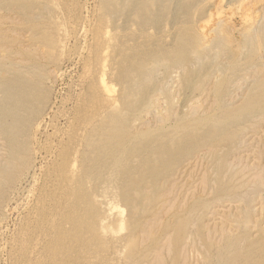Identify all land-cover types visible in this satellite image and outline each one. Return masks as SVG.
<instances>
[{
    "label": "rangeland",
    "instance_id": "obj_1",
    "mask_svg": "<svg viewBox=\"0 0 264 264\" xmlns=\"http://www.w3.org/2000/svg\"><path fill=\"white\" fill-rule=\"evenodd\" d=\"M26 1L27 7L22 5ZM231 1H223L220 17L211 18L212 24L210 22L206 27L214 28V23L218 22L226 26L231 41L223 45L225 50L213 45L215 35L208 37L214 39L213 43H207L205 58L194 65L200 73L188 82L182 67L158 68L151 80L155 89L150 94L149 104L134 111V117L129 121L130 133L139 137L151 130V133L166 131V134L172 130L167 135L175 137L174 140H180L188 132L199 134L204 131L206 134L201 132L199 144L194 143L177 158L176 165L168 167L162 175L165 178H159L155 189H145L140 197L143 201L134 213L136 224L133 229H130L134 224L129 221L130 208L118 195L117 176L109 174L108 181L102 182V186L100 181H89L92 202L101 213V222L96 230H88L84 236L88 240H99L92 250L80 246L78 255L84 253L100 264L104 261L105 264H152L153 260V264H214L219 252L230 251L229 242L238 241V246L244 248L248 240L264 235V102L252 110L245 108L250 98L264 93L263 84L259 85L264 82V0ZM103 2L0 0V66L14 65L24 70V66L34 68L33 64H40L43 87L48 93L45 107L29 130L27 165L0 198V264H45L42 261L51 255L48 246L54 229L51 231L49 227L48 234L34 221L38 217L40 198L53 191V180L58 173L56 167L62 161L60 154L71 145L70 137L76 133L80 139V135L90 128V125H81L84 117L80 119L81 112L92 116L100 101L94 102L88 91L89 85L97 83L101 86L99 94L104 100L101 113L121 110V86L112 78L114 71L109 69L106 59L102 64L93 60L96 52H101L99 57L110 53V48L105 50L107 41L108 47L121 35L119 29L111 30V22L120 23L119 16L106 20ZM111 34L115 40H108ZM251 34L253 38H259L260 49L258 45L252 49ZM102 39L106 43L99 46ZM232 52L238 53L236 61L230 58ZM124 113L133 114L128 110ZM190 122L196 123L190 126ZM197 123L202 127L199 128ZM204 125L209 131L203 129ZM217 129L222 130V134ZM223 137L227 141L222 142ZM78 141L72 149V157L76 160L85 150ZM151 145L156 147L155 143ZM9 160L10 151L0 128V167ZM137 196L135 193L134 198ZM73 244L80 245L78 240Z\"/></svg>",
    "mask_w": 264,
    "mask_h": 264
},
{
    "label": "bare ground",
    "instance_id": "obj_2",
    "mask_svg": "<svg viewBox=\"0 0 264 264\" xmlns=\"http://www.w3.org/2000/svg\"><path fill=\"white\" fill-rule=\"evenodd\" d=\"M223 1L224 0H217V2L213 0H104L102 6L104 17L106 20H111L114 15L119 16L120 23L117 24L111 22V30L117 31V29H119L118 33H121V35L117 42L114 44L109 43L108 47V41L106 43V40L104 39L103 41L102 39L99 46L105 45L106 43L105 50L108 51V48H110V53H107L105 57L104 55H102L103 57H99L101 52H96L94 53L95 56L93 57V60H98V62L102 64L104 59H106L109 69L112 72L114 71L112 73V78L121 86L119 97L122 103L121 110L115 113H101L102 108L104 107V100L99 94L101 86L97 83L89 85L88 91L92 95L94 102L97 103L98 100L100 101V103L97 104L96 113H93L92 116L89 117V114L84 115V111L81 112L82 116L80 119L84 116L81 125H90V128L85 134L80 135V139L76 137V133L75 135H72L70 137L71 145L64 151L60 150L61 153L63 151V153L60 154V156L62 155V161L61 164L56 167V172L58 173L53 180V191L51 190L52 192L44 193L45 196L40 198L39 201L37 209L38 217L34 221V224L38 227L40 226L41 229H43L44 232L47 231L48 234L49 232L47 229L49 227H51V231L54 229L52 238L51 240L49 239L51 241L50 246H48L51 255L47 257L48 259L46 258V260L40 261L45 264H100L95 262V260L92 261L91 257L84 253L77 254L80 246L92 250L95 247L97 239L99 240V238L88 240L84 236L88 230H96L101 222V213L94 204L95 202H92L93 194L90 193L89 181H100V186H102V182L106 183L108 181L109 174L113 173L117 176L116 178L119 181L120 189L118 195L130 208L131 216L129 221L134 223L130 229H133L136 224L134 213L135 210L139 208L138 205L143 201V198L140 200V197H142L145 189H155L156 185H158L159 178L164 177L162 175L166 172L168 167L175 164L179 156H182L189 147L198 142L199 134L204 131H201L199 134L188 132L180 137V140H174L175 137L170 138L168 136L169 132L172 133V130L167 131L168 135L165 133L166 131L164 133H151L152 130L151 132H149V130V133H145V135L139 137L138 134L130 133L129 121L134 117V111H138L141 108L143 109V106L149 104V97L152 96L150 94H152L155 89L151 84V80L155 77L158 68L182 67L183 70H185L186 82H188L191 78H196L199 75L200 71L197 68H194V65L201 63L203 58H205L206 48H208L207 43H211L214 40L209 39L211 36L213 37L215 35L216 42H212L213 45L219 49L221 48V50H225L224 46H226L227 42L231 41L230 35L226 30L227 28H224L226 26H223L222 23L218 22L214 23V28L209 27L210 29H206L211 22V18L218 17L219 12L221 11L220 9L223 8ZM231 2L233 3V1ZM22 5L27 7L29 5L28 1L24 3L22 2ZM212 10L215 11L209 13V11ZM210 24H212V22ZM39 27L37 28L39 29ZM151 29H153L154 32H151ZM101 31H103V29ZM252 31H254L253 28ZM251 36L252 39L253 35L251 34ZM256 36L258 37V35ZM113 37L114 35L111 34L108 40L114 39ZM167 37L170 39L167 40ZM248 39L247 42L249 41ZM257 39L253 38L250 41L252 49H256L257 45L259 48V40ZM241 51L239 52L241 53ZM229 55L232 61L237 60L235 57L236 55L233 52L229 53ZM33 67L34 68L24 66L23 68L26 69L22 70L17 69L14 65L8 67L6 64H2L0 66V128L1 134L6 139L10 151V160L3 167H0V198L6 187L10 186L16 179H18L22 170L27 165L28 152L30 150L29 142L27 140L29 137V130L31 129L33 120L41 114L47 101L48 93L43 87L44 76L39 72L40 64L35 63L33 64ZM238 68L239 67H237V69ZM262 84L264 86V82L259 85ZM217 90L218 88L216 91ZM186 91L187 89H185V92ZM218 92L220 93V91ZM262 95H264V93ZM262 95H254L253 99L249 97L251 100H248L249 104L245 107L246 110L255 109L258 104L263 103L264 98ZM125 110L132 111L133 114L127 115L124 113ZM196 122H190L192 124H189L190 126H193V123ZM206 122L208 123V121ZM206 122L205 125L207 126ZM198 123L197 125L202 124ZM197 125L195 124V126ZM202 125H199V128H201ZM205 125L203 128L204 130H206ZM185 127L186 126H184V128ZM181 128H183V126ZM211 128L212 126L210 129ZM226 128L228 130V127ZM73 129L75 128L73 127ZM208 129L209 128H207L206 131H209ZM191 130L194 129L191 127ZM217 130L220 131V129ZM223 130H225V128ZM137 131L138 130H136V133ZM210 132H208L209 136L212 135ZM227 133L229 134L231 132ZM213 134L215 135V133ZM215 136L213 138L217 137ZM224 137L222 142L223 140L227 141V138ZM201 138L202 137H200V139ZM76 139L77 141H81L85 147V150L83 149L82 152L79 153L77 160L73 158L74 156L72 157V149H75L74 146L77 142ZM206 140L208 141V137ZM201 141L203 142L202 139ZM151 143H155L156 147H152ZM77 163H79V165ZM226 190L227 188L225 191ZM135 193L139 195V197L137 196L138 198H134ZM151 193L153 192L151 191ZM68 224L71 225L70 228H67ZM125 230L128 229L126 228ZM30 234H32V232ZM127 237H129V235ZM238 237L239 236H237V238ZM243 237L241 236L240 238L243 239ZM75 240L79 241V246L73 244ZM231 241H233V239H231ZM248 241V244H246L244 248L238 246V241L229 242L228 248H231L230 251L219 252L217 262L214 264H264V235L259 239ZM132 244L135 243L133 242ZM43 248L45 247L43 246ZM57 251L62 252V254H59ZM202 253L203 252H201V254ZM157 254L161 253L158 252ZM154 261L155 260H153L152 264ZM160 262L162 263V261ZM101 264H105V261ZM210 264H212V262Z\"/></svg>",
    "mask_w": 264,
    "mask_h": 264
}]
</instances>
